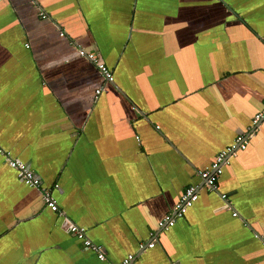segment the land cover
Segmentation results:
<instances>
[{
    "label": "crops",
    "instance_id": "1",
    "mask_svg": "<svg viewBox=\"0 0 264 264\" xmlns=\"http://www.w3.org/2000/svg\"><path fill=\"white\" fill-rule=\"evenodd\" d=\"M263 106L264 0H0V147L58 207L0 156V264H264V118L217 192L157 228Z\"/></svg>",
    "mask_w": 264,
    "mask_h": 264
},
{
    "label": "built area",
    "instance_id": "2",
    "mask_svg": "<svg viewBox=\"0 0 264 264\" xmlns=\"http://www.w3.org/2000/svg\"><path fill=\"white\" fill-rule=\"evenodd\" d=\"M41 17H45V14L40 12ZM60 35H64L63 32H59ZM78 54L81 57L86 58L95 66L99 77L105 82H111L112 72L106 66V64L100 60L96 53L87 50L83 47L77 48ZM101 88L95 89V96L100 93ZM264 118V106L263 108L256 112L251 119L250 127L247 131L240 132L236 135L233 142L223 149L219 150L215 155L212 162L204 169L195 170L194 175L197 178V182L188 184L184 187L183 191L180 193L177 201L175 202L172 209L167 212L161 219L157 222V228L159 230H167L172 227L176 220L181 218L187 210L194 204L198 198L200 190H205L208 192H217V180L222 173L223 167L228 164L230 157L234 156L237 150L244 149L248 140L254 135L259 122ZM0 156L4 164L15 171L17 178L25 185L39 190L41 198L46 207L51 211L57 212L58 207L55 199L52 197V190L57 187V184H52L49 187H44L39 176H37L33 170L24 161L20 160L16 156H13L8 150H4L0 147ZM220 199L222 200V207L230 211L232 216H237V212L233 209L231 203L228 201L225 193H218ZM62 226L67 232L72 234L76 239H78L83 248L90 250L95 254L96 258L99 260L105 259L104 250L100 244L93 242L89 237L87 230L72 222L69 218L62 216L61 221ZM153 242H149L146 247H152ZM133 254H127L120 264H131L133 260ZM107 264H113L111 262Z\"/></svg>",
    "mask_w": 264,
    "mask_h": 264
}]
</instances>
